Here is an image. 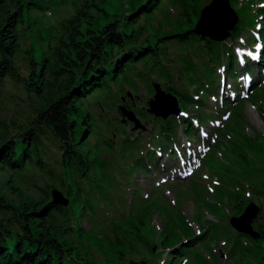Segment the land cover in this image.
I'll list each match as a JSON object with an SVG mask.
<instances>
[{
    "label": "trees",
    "instance_id": "1",
    "mask_svg": "<svg viewBox=\"0 0 264 264\" xmlns=\"http://www.w3.org/2000/svg\"><path fill=\"white\" fill-rule=\"evenodd\" d=\"M113 2L0 0V82L7 79L12 84V91L0 90V173L12 194L20 197L22 185L38 194L36 200L15 204L0 193V264H156L161 252L152 253L150 236L155 230L148 222L156 208L155 195L138 207L133 205L134 196L125 203L105 158L129 153L128 158L147 172L140 141L121 124L117 111L121 97L127 89L137 95L139 85L151 93L152 82L158 80L178 96L183 110L193 109L201 122L210 123L215 115L198 107L205 98L195 99L191 93L210 94L217 88L220 74L215 70L227 59V52L226 72L234 78L242 73L233 66L232 48L193 31L208 0H129L124 11ZM165 5L174 12L163 10ZM63 6L69 8L66 14ZM241 13L244 19L231 29L230 37L254 19L248 5ZM163 20L171 22L163 27ZM33 34L43 48L36 49ZM261 34L264 37V29ZM257 67L256 80L264 68V52ZM127 103L133 107L131 100ZM242 107L243 103L236 107L237 121ZM144 108L134 111L148 121L151 117ZM176 121L159 117L152 130L168 140ZM235 129L243 133L242 124ZM252 141H242L232 159V170L242 177L224 171L232 191L219 187L216 194L229 197L231 215L240 214L250 198L261 197L262 209L254 224L259 239L231 230L226 219V226H220L223 218L208 219L203 233L195 234L178 211L169 212L164 206L158 211L165 224L160 240L161 246H167L165 264H180L185 256L192 264H209L197 243L213 254L209 243L220 235L232 264H264V180L252 186L244 178L255 169L251 162L256 163L255 154L250 150V158L244 147L254 148L258 156L261 152ZM146 155L158 165L152 150ZM259 162H263L260 157ZM257 167L263 174V165ZM191 182L190 190L199 198L201 193ZM52 190L61 192L67 202H54ZM205 206L215 216L225 214L214 203L205 201ZM198 216L204 214L200 211ZM83 217L90 219L89 229L79 223Z\"/></svg>",
    "mask_w": 264,
    "mask_h": 264
},
{
    "label": "rangeland",
    "instance_id": "2",
    "mask_svg": "<svg viewBox=\"0 0 264 264\" xmlns=\"http://www.w3.org/2000/svg\"><path fill=\"white\" fill-rule=\"evenodd\" d=\"M127 1L129 2V0H114L113 4H115L116 9L124 11L126 9V6H127V4H126ZM257 1L259 2V0H257ZM109 5H110L109 3L106 4V6H109ZM218 6H219V8H223L224 9L225 4L221 0H219L218 1ZM67 8H65V6H63L62 7V11L64 9V11L67 12L69 10V8H68V10H67ZM163 10H168L166 5L164 6ZM171 14H172V12H171ZM230 15H231V22H232L234 16L232 14H230ZM170 19L173 22L174 21V16L171 15ZM171 21L163 20L162 21V26L163 27L167 26ZM222 28L223 27H221V30H222ZM31 41L34 43V46L36 47V49H38L39 47L43 48V46H44L42 43H39L36 40L35 34H33L31 36ZM173 52L175 54V51H173ZM0 90L1 91H12V84L9 83L7 79L3 83L0 82ZM255 93L257 95V98H253L250 95H247L244 98V101L249 102L250 104L254 105V107L256 109H259V104L262 103L261 99L264 98V89L257 88ZM140 94H141L140 95L141 97H140V99H136L135 105L142 104L143 103L142 100L146 101L147 98H148L142 88L140 89ZM256 99H260V102H257ZM249 103H246V105H245L244 112H243V120L234 122V127L235 128L238 127L244 121V124L246 126L245 125L242 126V128H243L242 132L243 133L240 135V137L243 138L244 140H248L247 139V135L249 134L251 137L257 138L258 139L257 142L261 143L259 145V147L261 148V152H260L259 156H258L257 152L255 153V149L254 148H252V149L250 148V150L255 154L256 163L251 162L252 166L253 167L255 166L254 167L255 169H252V175H246V177L248 178V180L250 179V182H251V184L253 186L255 184L261 183V180H264V172H263V174H261L260 171L256 170V169H260V168L257 167L258 165H263L262 169L264 170V140L263 139L260 140L257 137V135L260 132H264V117L262 115L258 114V112L256 110H254L253 106L249 105ZM6 104L9 107H11L9 102L6 101ZM135 108L137 109V107H135ZM1 113H2V111L0 109V116H1ZM145 124H146V128H150L151 125H152L150 121L146 122ZM128 128L129 127L126 126V129H128ZM137 132H139V131H137ZM252 142H253V144H256V140H253ZM215 149L219 150V154H220V157H221L222 161L219 160V159H213L211 156H208L206 158V170H208V171H210V170H216L217 171L218 170L217 172L220 174V176L225 177L223 172L230 165V155L229 154L227 155V153L232 151L231 146L229 144H227L226 146L225 145H219V147H215ZM105 157L109 158V159L113 158V160H114L113 167L114 168H119V167L123 166V164L125 162L124 160H125V158H128V155L127 154H123L122 156H120L117 153H115L114 155H112V157H109V156H105ZM259 157L261 159H263V162H259ZM130 167L131 166L129 165L126 168L130 169ZM222 168H224V170ZM243 170L246 171L245 168ZM136 171L138 172V170H136ZM239 171L241 172L242 169H240ZM145 175H146V173H144L142 171V174L138 175L136 177V180L141 184V189L143 190V192L149 191V185H148L147 179L144 177ZM4 179H5V175L0 173V193L4 194L9 200L14 202L15 204H19L22 201H24V202L33 201V200H36L38 198V194L33 189L26 188L25 185H22L23 189H22V191L20 193V195H21L20 197L12 194L9 191V189L5 186V180ZM153 185H154V183H153ZM129 186H130V188H132V193H134L135 187H134V183L132 181H131V183H129ZM194 186H195V190L197 192L202 190L201 187H198L197 184H194ZM180 194H181V197H182L181 203H180V207L183 208L184 212L191 219V218H193V216L195 214H197L198 208H197V206L195 204H193V203H191L189 201V195H186L183 192H181ZM155 196H156V198L159 197L158 194H156ZM171 196H173V195H171ZM166 199L170 200V196H167ZM158 201H160L164 205L166 204V201L164 199H162V200L159 199ZM139 205L140 204H134L135 207H138ZM117 209L120 210V207H117ZM153 216H155V218L160 219L161 223L163 224V219H162L163 217H162V215L160 213H158V208H156ZM208 217H210V216L208 215ZM198 218L199 217L195 218V220L197 221ZM206 219L207 218L202 217V218L199 219V221L202 222L203 224H207ZM79 221L82 223V226L84 228L88 229V228L91 227L90 219L83 218V219H80ZM192 222L193 221H191V223ZM162 228H163V225H162ZM192 228L194 229L195 227H192ZM157 233H160V232H157ZM160 234H163V233H160ZM156 235H158V234H156ZM151 245L156 246L157 249L159 250V248H158L159 241L158 240L157 241L155 239L152 240Z\"/></svg>",
    "mask_w": 264,
    "mask_h": 264
},
{
    "label": "water",
    "instance_id": "3",
    "mask_svg": "<svg viewBox=\"0 0 264 264\" xmlns=\"http://www.w3.org/2000/svg\"><path fill=\"white\" fill-rule=\"evenodd\" d=\"M218 1L219 0H212L210 5H207L204 7V9L201 11V18L197 23V29L196 32H200V31H207V33H209V35H214L216 34L214 32V30H224V27L226 25L227 22H219L217 25H211L210 21H211V17L213 15V13L215 11H223L227 14V16L231 19V15L232 14L234 16V21L233 23L236 22L237 18H236V14L233 12V10L229 7L228 1L227 0H221L225 6L224 9L223 8H219L218 6ZM227 7V8H226ZM232 23V24H233ZM231 26V25H230ZM218 27V28H217ZM199 29H205V30H199ZM210 35V36H211ZM226 35H223L221 38H219V40L224 39ZM156 93L153 96V99L149 100V108L148 110L152 113H154L156 116L158 115H163L164 117L169 114V113H177L178 109L176 107V100L174 98V96H171L170 94H164L163 91H161V89L159 88L158 84L154 85ZM168 105V106H167ZM168 109V111H166V109ZM166 111V115H164L163 113ZM124 114L134 122V128H138L140 126L139 121L135 118L134 114L131 112H126L123 111ZM52 194V199L54 202L57 203H66V199L64 198V196L61 194V192H59L58 190H52L51 192ZM257 206L250 202L244 212L242 213V215L240 217H232L230 219V223L232 226H236V228L238 229L239 227H244V230L249 232L250 234H253L252 232V227L250 225L252 219L255 217L258 208ZM253 210V211H252ZM253 216V217H252Z\"/></svg>",
    "mask_w": 264,
    "mask_h": 264
},
{
    "label": "bare ground",
    "instance_id": "4",
    "mask_svg": "<svg viewBox=\"0 0 264 264\" xmlns=\"http://www.w3.org/2000/svg\"><path fill=\"white\" fill-rule=\"evenodd\" d=\"M229 17L223 11H215L211 17V25H217L219 22L223 23L224 21L227 22ZM219 25V24H218ZM221 30H214L215 33H219Z\"/></svg>",
    "mask_w": 264,
    "mask_h": 264
},
{
    "label": "snow or ice",
    "instance_id": "5",
    "mask_svg": "<svg viewBox=\"0 0 264 264\" xmlns=\"http://www.w3.org/2000/svg\"><path fill=\"white\" fill-rule=\"evenodd\" d=\"M241 63H243V61H241Z\"/></svg>",
    "mask_w": 264,
    "mask_h": 264
}]
</instances>
